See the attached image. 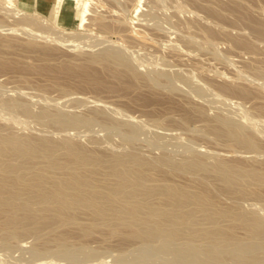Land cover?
I'll return each mask as SVG.
<instances>
[{
    "label": "bare ground",
    "instance_id": "6f19581e",
    "mask_svg": "<svg viewBox=\"0 0 264 264\" xmlns=\"http://www.w3.org/2000/svg\"><path fill=\"white\" fill-rule=\"evenodd\" d=\"M6 1H9V0H6ZM72 1L73 0H54L55 11H57L59 5L63 6L64 4H66V3L69 4ZM3 4L5 5V3H3ZM234 5L236 6V8L233 7L232 10H234V11L236 10L237 11L236 14L238 15V17L242 18L243 21L245 20L246 23H249V24H255V25L259 24V21H256L251 16H249L247 14L246 10L242 6H240L239 3L237 4V2H235ZM241 7L245 11H243L241 9ZM139 8H140V6H136V11ZM239 9H241L242 12ZM259 9H260V6L257 10H259ZM261 9H262V6H261ZM7 10H9V8ZM91 10H93V9H91ZM142 10L143 11L140 13H144V12L147 13L146 11H148V10L143 9V8H142ZM144 10H146V11H144ZM262 10H261V13L264 12V10L263 11ZM7 12H9V11H7ZM148 13H149V11H148ZM258 13H260V12H258ZM12 15H13V10H12ZM97 15L99 16L98 13H97ZM195 15H196V13H195ZM262 15L264 16V14H262ZM19 17H21V16H19ZM94 17L96 18L97 16H94ZM99 17H101V16H99ZM99 17H97L98 20H101L102 17H101V19H99ZM32 18H33L32 16L30 17L27 15L22 17V19H24L25 22H26V20L29 21ZM19 19L21 21V18H19ZM37 19H39V18H37ZM32 21H33V19H32ZM204 21H205V19H204ZM30 22H28L26 24H22V25H27ZM35 22H37V21H35ZM39 22H41V21H39ZM33 23H34V21H33ZM34 24L36 25V23H34ZM22 25H21V27H22ZM214 25L211 27L212 29H213ZM259 25H257V26H259ZM38 26L40 27V25H38ZM41 26L43 27L44 25L41 24ZM217 26H222V25H217ZM47 27H49V25ZM259 27H256V28L263 30V28H261V27L259 28ZM50 28H52L51 30H53V27L50 26L48 28V34L47 35H50V33H49ZM222 28H223V26L220 28V30ZM23 29L27 30L28 28L23 27ZM44 30H46V29L44 28ZM46 31H44V32H46ZM56 31L54 30L53 32H56ZM41 32H43V30H41ZM209 32H210V30L208 31L207 34H211V38H212V34H214V33L213 32L209 33ZM59 34L61 35L62 33L59 32L58 35H55V34L54 35L61 37V36H59ZM207 34H206V36H207ZM30 35L28 34V37ZM183 35H182V37H184V38L186 35L188 36V34H185V36H183ZM190 35H191V33H190ZM5 37L7 38V36H5ZM63 37H65V36L63 35ZM63 37H61L62 40H63ZM95 37L96 36H94L92 40H94ZM102 37L104 38L103 35H102ZM191 37H193V36L191 35L189 37V39ZM195 37L192 39H195ZM3 38L4 37H2L1 41H4ZM31 38H34V37L32 36ZM45 38H49V36L48 37L45 36ZM51 38H53V37H51ZM97 38H99V37H97ZM97 38H96V40H97ZM100 38H101V36H100ZM100 38L97 41L100 42L102 40V38H101V40H100ZM211 38H207V43H209L210 45L212 44V39H213V38L212 39ZM104 39H108V37H106ZM109 39H110V37H109ZM185 39H187V38H185ZM57 40H59V39L57 38ZM182 40L184 41L183 38H182ZM197 40H199V39H197ZM1 41H0V44L2 43ZM9 41H11V40H9ZM188 41H191V40H188ZM188 41H187V43H188ZM202 41H205V39ZM261 41L262 40H260V42ZM168 42L171 43L172 41L170 42V40H169ZM194 42H197V41H194ZM3 43L7 44L10 42L4 41ZM3 43H2V45H3ZM95 43H98V42H95ZM169 43H167V44H169ZM199 43H200V41H199ZM199 43L198 42L195 43L196 46ZM204 43L201 42V44H204ZM262 43H264V42L262 41ZM195 44L193 45L191 43V45H193V46H195ZM216 44L213 46L215 49H216V47H215ZM239 44L242 45V43H239ZM28 45H29V42H28ZM42 45H44V44L39 45L40 50L38 47H37L38 48L37 49L36 45L34 46L33 43H32V45H29V46H34L37 50H39L38 52H40ZM95 45H97V44H95ZM98 45L100 46V44H98ZM113 45H117V44H112L110 46H113ZM173 45H174V47H176L175 46L176 44H173ZM169 46H170V44H169ZM199 46L201 47L200 44H199ZM123 47H125V46H122L121 48H123ZM207 47L210 49L208 44H207ZM96 48L94 49V53H91V54L89 52H88L89 54L87 53L89 55V59H90L88 61L89 62L91 61V63H93L92 61H95V63L101 62L104 65H106L105 67L111 68V69L113 68V66L115 67V69H116V66L121 67L122 71H124L125 74H123L122 72H120V73L122 75H126L128 73L129 75L128 74L127 75L130 77V79H129L130 82H132V80L134 81L135 79L142 78L145 80V82H147L144 84L149 83L148 87L150 85H152V86L156 85V87L158 85H161L162 87L165 86V87L170 88V89L167 88V90L170 91L171 89L173 90V88H175V85L177 86V88H179V86H178L179 81H182V78L184 77V76L181 77L184 69H183V71L180 70L182 72H178L179 67L178 68L175 67V68L178 69L177 70L178 73H182L180 76L175 71H174L175 73L174 72L170 73L171 68L173 70V65L175 63L178 64L177 63L178 60H177V62H174L173 65H171L172 66L171 68L169 67L170 68L169 72L168 71H158L159 69H156L155 70L156 72L151 74V73H149L151 71V68L149 67L146 70V71H148L150 69L148 71V73L146 71L144 72V70H143L144 73H140V72H138L140 70L137 71L136 70L137 68H135V67L138 66V68H139L141 63L136 62L137 59L134 60L135 63H132V61L136 55L135 56L133 55L134 57H132V55H131V57H128L124 53L125 52L124 48L119 49L116 46L115 47L105 46V48L103 47V49H101V51L98 48L99 50H97V51L98 52L100 51V52L95 53ZM42 49L44 52L47 49V47L43 46ZM125 50H127L126 47H125ZM176 50L177 49L175 48L174 51H176ZM127 51H126V53H128ZM213 51H214V49H213ZM250 51H252V50H250ZM261 51H263V53H264V48ZM129 52H132V51L129 50ZM218 52H221V51H218ZM44 53L46 54L47 50ZM253 53H254V51L251 52V54H252V56H250L251 58L254 57ZM256 53H258V52H256ZM256 53H254V54H256ZM263 53H262V55H264ZM147 54H146V56H147ZM248 54H250V53H248ZM216 55H215V57H216ZM260 55H261V53H260ZM141 56H142V54H141ZM223 56H226V55H223ZM217 57H220V56L217 55ZM221 57H222V54H221ZM263 57L258 56L257 59L261 60V58H262V61L264 62ZM227 58H228V56H227ZM131 59H132V61H131ZM162 59H166V58L163 57ZM167 59L164 61H168ZM226 59H225V61H226ZM173 60H175V58H173ZM260 60H259V62H261ZM169 61H170V59H169ZM169 61H168V63H169ZM256 61H258V60L253 59V62H256ZM63 62H61V64L56 66V67H58V69H56V67H54L56 74H57V72H59V73L60 72H62V73L68 72V74H69L74 68H76V70H78V68L76 66L74 68H72L73 66L71 67L70 65H68V63H66L67 61L65 62V60H63ZM137 63L140 65H137ZM165 63L167 64V62H165ZM165 63H163V65ZM133 64H135L136 66ZM258 64L261 66H259ZM262 64L264 65V63H261V64L257 63L256 66L257 65L258 66L255 67V71L257 72V75H259L260 77L261 76L264 77V66L262 67ZM73 65H76V64L74 63ZM80 65H82V67H83V64H80ZM154 65H157V64H154ZM159 65H157V66H159ZM163 65H161V66H163ZM179 65H181V64H179ZM251 65L252 64H250L249 66H251ZM254 65L255 64H253V66ZM31 66H33V65H30V67ZM37 66H40V65H36V68H39V69L43 68L45 70L46 69L49 70L44 65L42 67L41 66L37 67ZM78 66H79V64H78ZM157 66L152 67V68L153 69L158 68ZM166 66L164 67V69H162L161 67H159V68L162 70H165ZM201 66L202 65H200V67ZM82 67L79 66V68H81L82 71L80 69L79 70L81 71L82 75L85 77L83 79H87L88 81L90 80V81H93L95 83H101L103 81L102 78L99 79L98 77H96V75H95L96 72L94 73V71H91L92 69L91 70H89V68L85 69V67H84V69H82ZM197 67H199V66H197ZM197 67H195V68H197ZM31 68H35V66L31 67ZM51 69H53V68L51 67ZM194 69H192V67H191V70L195 71L196 69L195 70ZM200 69H198V70H200ZM76 70L74 69L73 72L75 73ZM119 70L121 71V69H119ZM185 72H186V70H185ZM52 73L54 74V72H52ZM77 73H75V74L77 75ZM115 73H117V71ZM198 73L194 72V74H196V75ZM192 74H193V72H192ZM192 74L189 77H193L194 74L193 75ZM238 74H240V73H238ZM80 75H79V78L82 77ZM187 75H188V73H187ZM251 75H253V74H251ZM118 76L119 75H117V77ZM177 76L181 77V80H178L176 82L177 84L174 85L175 82H173V81H174V79H178V78H176ZM187 77L188 76H186V74H185V77H184L185 80L184 81L188 80V79H186ZM198 77H200V76H198ZM238 77H239V75H238ZM131 78H132V80H131ZM200 78H197V79H200ZM202 78L200 80H204V78L203 79ZM236 78H237V76H236ZM240 78H242V77H239V79L238 78L237 79L242 80ZM250 78H253V76ZM142 79H140V81ZM191 79L189 78V80H191ZM260 79L262 80V78H260ZM144 80H143V82H144ZM194 80H195V78H194ZM245 80H246V78H245ZM138 81H136V82H138ZM187 82H189V81H187ZM191 82H190V84H191ZM201 82L202 81H200V83ZM203 82L205 83V80ZM1 83H2V81H1ZM192 83L194 84V82H192ZM197 83H199V82L196 81L195 84L197 85ZM207 83H208V81H207ZM193 84H191V85H193ZM61 85H62V83H61ZM180 85H181L180 87H182L184 85V83L183 84L181 83ZM196 85H195V90H197V92H199V93H202V91H203L202 86H199V85L196 86ZM219 85H218V87H219ZM254 85H257V88H258V85L262 86V85H264V82H262V84H258V82L255 81ZM57 86L59 87V85H57ZM65 86L67 87V84ZM152 86L150 88L154 87V86L153 87ZM161 86H158V87H160L158 89H164L165 90V88H161ZM203 86L206 87V85H203ZM224 86L227 87L226 84ZM237 86H241V85H237ZM60 87H63V86H60ZM185 87H183V88L185 89ZM188 87H189V84H188ZM188 87H186V89ZM2 88H3V86H2ZM191 88L193 89V87H191ZM62 89H61V91H63ZM155 89H157V88H155ZM184 89H181V91H184ZM207 89L208 88H206V90ZM234 89L235 88L233 87V90L229 89V91L232 90V92H233V91H235ZM69 90L72 92L71 88ZM176 90H178V89H176ZM193 90L190 93H193ZM217 90L220 91L222 89H217ZM65 91H68V89ZM188 91H189V88H188ZM210 91L212 92L211 87H210ZM247 91H248L247 88L240 89V92H242V93H248ZM262 91L263 90H261V92ZM37 92H40V91H37ZM69 92H67V93H69ZM18 93H19V95L24 93L25 98L27 99V94H25L24 91H22V93H20V91L17 92V94H16L17 97H18ZM62 93H63V96L64 95L66 96V94H67L66 92H62ZM64 93H66V94H64ZM186 93H187V91H186ZM194 93H196V92L194 91ZM208 93H210V92H208ZM215 93H216V95L214 93H212L215 96L211 95V97L212 96L214 97L213 100H212L213 97L211 99L209 97L208 99L215 102L214 100L218 99L217 93H219V92L215 91ZM69 94L71 95V93H69ZM38 95H40V94H38ZM44 95H45V93H44ZM70 95L67 94V96H69L70 99H72L71 97L73 95L72 96H70ZM190 95H192V94H190ZM220 95H222V94H220ZM46 96H47V94L44 97L45 99H47ZM65 96H64V100L66 101V99H68L69 97L65 98ZM215 97H216V99H215ZM13 98H15V96L12 97L11 99L9 98L8 100H6L5 98H2V99H4L3 104L5 106V109H3V110H6V108H8L7 111H9V108L14 109V111L12 110L13 116L18 110H20L19 112L23 111L25 113V115H28V117L29 116L33 117V119L35 118L36 122L37 123L40 122V124L46 125V123H52L54 125H57L56 127H58V128L68 126L67 127L68 129L70 128L69 126H73V127L76 125H83L84 126L87 124L89 125V123H91L89 126H92L93 123L101 116L100 119H98L102 123V124H100L101 127L103 125L104 127H106L109 130V132L113 131V133H112L113 135H114V131H115V133L119 132V135H121L119 137H122L121 139L124 142V144L132 145L135 142L137 136H139L141 133L140 132L139 135H137L138 131H139V126L132 122L133 121L132 118H131L132 121L125 120V119L121 120L123 118H120V119L115 118L116 114H115V116L113 115L114 118H112L113 116L112 117H110L111 115L108 116L105 110L103 111L101 109H96V107H98V104H99L98 102H96V104L97 103L98 104L97 105L95 104L96 106L94 107V109L92 111L90 110L91 108L89 109L88 113L91 111L89 114L86 113V115H85V113H82L83 114L82 115L81 113L77 114L78 112H76V113L72 112V113H74V114H72V113H68L69 111H62V109L64 107H66V106H64V104H65L64 100H63L64 103L61 104L62 107L63 106L64 107L61 110L55 109V111H54V109L51 108L52 105L49 107L53 111L50 108H49L50 110L48 108L46 109L45 106L47 104L44 105V103L42 101V102H40V105H44V107L42 106L43 109H41L42 107H40L39 111L37 109V111L34 112V110L32 111V109L30 107L31 104L28 105V103H27V101L30 102V100H24L23 101L22 99L24 97L21 98V100L17 99V98L16 99H13ZM73 98H75V96ZM76 98L79 99L78 96ZM81 98H80V100L82 101ZM198 98H200V97H198ZM202 98H204V94H203ZM205 98H207V97H205ZM40 99H41V97H40ZM84 99H83V101H84ZM73 100L75 101L76 99H73ZM94 100H97V98ZM223 100H220V101H223ZM1 101H0V103H1L0 107H1V105L3 106ZM85 101H87V100H85ZM98 101H99V99H98ZM58 102H59V104L61 103V101H58ZM70 102H73V101H70ZM77 102H78V100H77ZM100 102H104V101H100ZM41 103H43V104H41ZM104 103L106 104V102H104ZM209 103H211V102H209ZM218 103H221V102H218ZM93 104H94V102H93ZM215 104H217V103H215ZM215 104H214V106H215ZM108 105L109 104H107V106ZM55 106H56V108H60L59 106L57 107L56 104H55ZM75 106H77V105L75 104ZM198 106H200V105H198ZM198 106H195V108H197ZM216 106H218V105H216ZM104 107L106 108V105ZM121 107H123V106H121ZM201 107L204 108V106H201ZM201 107L197 108V111L200 113H202V111L205 110V109L202 110ZM114 108L116 109L115 106H114ZM114 108H113V110H115ZM118 108H119V110L124 109V108H120V107H118ZM218 108H219V106H218ZM16 109H17V111L15 112ZM68 109H67V107L65 108V110H68ZM106 109L110 110V107H107ZM119 110H117V111L119 112ZM219 110L214 115L216 117L215 119L217 120V121L215 120L216 121L215 123H217V124L214 123L215 126H213L214 124L213 125L212 124L211 125L204 124L205 127H204V125L199 126L201 128L204 127L203 128L204 131H202V130H200V131H202V132L207 131V132H205L206 135L209 134L208 132H210V133L213 132V135H216V136L218 135L219 137H221V136L225 137L226 140H228V142H226V140H225V142L227 144L230 143L233 146L236 145V148H237V145L240 146L242 149L243 148L255 149L257 147L260 149L262 148L261 146L264 145V142L259 147L258 142H260V141H257V140L260 138H258L256 140L254 135L248 130L247 125H245L243 123L244 121L243 122L240 121L242 118L241 119L239 118V120L233 119L236 115L235 114L236 112L230 113L231 115L234 114V117H232V116L226 115L227 113H224L225 111L223 112L225 115L223 113H222L223 115H219L220 114ZM73 111H75V110L73 109ZM122 111L123 110H120V112H122ZM222 111L223 110H221L220 112H222ZM13 112H15V113H13ZM111 112H113V111H111ZM118 112H117V114H119ZM10 113L8 112V114H10ZM113 113H111V114H113ZM123 113H127V112L123 111ZM217 113H218V115H217ZM244 113H246V112H244ZM121 114L122 113L117 115V117L118 116L121 117ZM12 115H9V118H11L10 116H12ZM124 115L125 114H123V116ZM127 115H128V113L126 114V116ZM148 115L152 116V114H148ZM148 115H146V117H149ZM162 115H163V118H164V115H165V118H167L166 114L162 113ZM169 115H167L168 119H171L173 116H171V118H169L170 117ZM201 115H204V114H201ZM154 116L155 115H153V117ZM214 116H213V118H214ZM13 118H11V119H13ZM124 118H126V117H124ZM127 118L130 119V116H128ZM149 118H151V117H149ZM154 118H158V117L155 116ZM159 118H160V120H158V121L161 124L163 123V121H167L163 118H162L163 119L162 120L161 116ZM188 118H187V116H184L183 120H182V117H181V119L179 118V120H180V122H183V124H185V126H187L186 129L189 128L190 126L195 127L196 125H193V123L191 121L190 122L192 123V125H190V123H189L190 119H188ZM257 118H260V117H257ZM147 119H146V121H147ZM174 119H175V117H174ZM235 119H237V118L235 117ZM261 119L263 120V118H261ZM136 120L138 121V119H136ZM140 120H142V119H140ZM150 120H152V118ZM150 120H148V121L150 122ZM179 120H177V122H179ZM92 121H94V122H92ZM146 121L144 120L143 122L145 124H148V123H146ZM258 121H260V120H258ZM99 122H98V124H99ZM138 122H137V124H138ZM159 122H157V127H158V125H160V127L159 128L153 127V128L156 129V131H157V129H160V128H163L164 130L166 129L165 131H167L168 130L167 128H169V127L164 128L165 126L161 125ZM139 123L141 125V121ZM152 123L155 124L154 121L151 122L150 125L144 124L146 126L145 129H147L148 126L151 127ZM164 123H165V125H167L166 122H164ZM261 123H264V122H261ZM218 124H219V126L216 127ZM261 125H263V124H261ZM11 126H12V124L8 127H11ZM40 127H41V125H40ZM44 127H46V126H43V129H45ZM104 127H102V128H104ZM142 127H143V125H142ZM181 127H183V125L180 126V128ZM196 127L198 128V126H196ZM257 127H260V125ZM67 128H65L66 129L65 131H67ZM12 129L7 128V126L5 127V124L0 125V245H1L0 247L1 248H2V246H3V248L9 247L11 244H13L12 239L13 240L15 239V241H16V237H19L17 239L20 240L21 239L20 237H22L23 234L25 235V233L26 234L29 233V234L33 235L32 241L33 240H35V241H33L34 243L32 244V246H31V244L29 245L30 246V247H28L29 249L28 248L27 249L24 248V249L27 250L26 252H30L29 253L30 255L29 254L28 255H29V257L32 255L31 259H32V257H33V259L36 258V256H38V255L43 256V255L48 254V255H53L54 258H55V256H58V257H62L61 259L65 258L64 260L67 259V261L70 260L71 262L77 261V260H79V261L83 260V262L86 261L84 263L87 264L88 263L87 261L90 258L93 261V259L96 258V257L94 258V256H96L97 254H98V256H100L99 253L100 254L102 253V255L103 254L105 255L107 253L105 251H104L105 253H103V251L99 250L97 246H96L97 248L95 246L92 247L91 243L88 241V239H86L87 242L84 240L85 237L88 238L87 235L92 234V233L94 234V231L95 230L97 231V229H102V231H103V229H105L103 231V234H101V235L99 234L101 237L103 235V239H104V236L106 235L105 233H107V232H108V236L110 235V233H111V235L114 233L115 235H113V236H116V237H117L116 233L121 236V239H120V237L118 239V240H121V242L120 243L117 242L121 245V247L119 245H118V247H116V248L120 247L119 248L120 251H118L119 249L118 250L116 249V251H118V253L116 252L117 254L116 253L115 254L118 256H116V255L115 256L119 258V254H120L122 257L128 258L131 261H132V259H136L137 261L141 262V263L139 262L138 264H264V212L260 213L262 211L261 210L262 208H260V209L257 208L258 210L256 209V211H255V210L249 209V208H251V206H248L249 208L247 207V209H245L244 206H243L244 208L241 207L242 206V205H240L241 203L240 204L238 203L239 206L236 205L235 201H234L235 205H233V202L230 205H228L224 202H222V204H221V202H218L219 200L217 201V198H216V195L219 194L220 192L218 193L216 189L212 188L213 185H215L214 187H217L219 185L218 189H220V191L222 190L221 192H223L224 196H225V193H227L229 195L232 193L231 194L232 197H235V195L233 196V193H235V194L237 193V194H239V196L241 198L240 194H242V195L244 194L243 196H245V194L248 195V193H251L253 196L256 197V200L257 199H260V200L263 199L264 200V165H263L264 162L256 161L260 157L263 158V161H264L263 156L259 155V157H257V159H256L254 157V155L252 154L255 159H253V157H250V158H252L253 161L255 160V162H248L251 160L248 159V161H247V160H244L245 158L242 159L240 157L232 159L233 156L236 154V153L234 155L232 154L236 150V148L234 147L233 149H235V150L232 149L233 152L230 153V156L232 154L231 159L226 158L227 156L225 158H223V156H224L223 154H224L225 150L222 152L223 156L221 155V152H218L215 150L216 152H214V153H216V154H214V153H212L213 150H211V153L214 154V156L219 153L222 157L217 156L218 158H214V159L210 160L209 158L212 155L208 156V152H206L207 155H205L203 152V151H205V149H203V151H201V152H199V151L202 149H200L198 151L197 150L193 151L194 147L192 149V147L189 145L191 147L190 153L188 152L187 155L186 156L184 155L185 157L182 156V158L180 155V159L178 157L179 160L172 156L175 153L172 155L168 154V153H163V154H160L159 156H156V154H155L156 157L153 156L151 158L148 156L146 157V155H144V153L138 154V153H135L134 150H128L129 149L128 147H131L129 145L128 146L124 145L126 150H123L121 152H116V151L110 152V150L108 152L107 151L106 152L100 151L98 149L99 143L98 144L96 142L92 143V141H93L92 139H90V142L92 144H94V145L96 144L98 146H97V148L95 146L96 149H93V148L90 149L92 146L91 144L89 146V144L87 143L88 146L90 147L89 148V147H87V145L85 143L82 142L86 146L83 145L82 143L77 142L78 140H75L74 136L72 137L70 135L74 139H72L70 136H68L70 134L69 132L66 133V134H68L67 136L58 135L57 137L60 136V138L56 137V139H55L54 135H53L54 138H51V137H47V136H50V134L47 135L46 133L43 134V135L46 134L47 135L46 137L42 136L41 135L42 133H40V135H39V134H33L31 132L30 133L33 135H25V134L22 135V133L20 134V133L16 132L17 130L14 131L13 126H12ZM16 129H20V128H16ZM184 129H185V127H184ZM186 129H185V131L188 130V129L187 130ZM192 129L195 130V128H193V127L191 128V130ZM259 129H261V128H259ZM148 130H150V128L147 129V133L144 132L145 134L149 133L148 135H146L148 137H145V138L149 140L150 139L149 137H152V136L153 137H152V139H150L152 144L149 141L150 142L149 144H151V145H147V146H150V147L153 146V148L158 149L159 145L165 144V143H163L164 139L162 137L163 136L166 137V136L165 135L161 136V134L165 133L164 130H162L164 132H162V131L159 132V130H158L159 133H161V132L162 133L161 134L152 133V136H149V135H151L152 128H151L150 132ZM170 130H168V131H170ZM143 131H144V129H143ZM156 131L154 130V132H156ZM19 132H21V131H19ZM36 132L37 131H35V133ZM39 132H40V130H39ZM109 132H107L108 133L107 136L108 135L111 136L110 135L111 133H109ZM198 132L199 131L192 132V133H194V135H192V133H191L189 135L190 137L188 136L190 131L188 134L185 132L184 133L187 134V136L189 138H191V135H192V138H194V136L196 138L195 133L198 134ZM202 132H201V134L204 135V133H202ZM30 133H28V134H30ZM261 133L264 134V132H262V131H261ZM59 134H61V133H59ZM169 134H172V130L169 132ZM174 134L176 135V132ZM174 134H172V135L174 136ZM201 134H200V136H202ZM262 134L261 135L259 134L258 137L262 136ZM141 135H142V133H141ZM211 135H212V133H211ZM96 136L95 137L92 136V137H94L93 138L94 140L96 139ZM180 136H182V135H180ZM209 136L207 135V137H209ZM168 137L170 140L171 139L170 137H172V136L168 135ZM219 137H217V138H219ZM178 138H180V137L178 136ZM185 138H186V136H185ZM185 138H182V140L184 139L187 141V139H185ZM192 138H191V140H192ZM97 139H100L99 140L100 142L102 141L101 138H97ZM165 139L168 140V138H165ZM175 139H177V138H175ZM221 139H223V138H221ZM261 139H263L262 141H264V137L263 138L261 137ZM171 140H174V139H171ZM179 140H180L179 142L181 143V141H182L181 138ZM196 141H194V142L192 141L191 143H189L190 141H187V142L191 145L192 144L195 145ZM137 142H138V140H137ZM170 143L172 145L173 142H170ZM226 143H224V144L226 145ZM145 144H146V142H145ZM153 144H157L158 146L154 147ZM177 144H179V143H176V146H177ZM182 144H181V146H182ZM102 145H104V143H102ZM102 145L99 148H102ZM197 145H198V143H197ZM163 146H161V148H163ZM226 146H228V149H229L230 145H226ZM226 146H225V148H226ZM105 147H104V149L102 148V150H107V149L111 148V145H110V147H108L106 149H105ZM121 147H123V145ZM165 147H168V146H165ZM169 147L167 149L168 151L169 150L171 151V149L173 150V148H175V147H173V148L170 147L171 149H169ZM230 147L232 148V146H230ZM240 147H238V148H240ZM125 148H123V149H125ZM131 148H133V147H131ZM197 148H200V147H197ZM197 148L195 146V149H197ZM120 149H122V148H120ZM175 149H177V148H175ZM180 149H182V147ZM263 149H264V146L261 149L262 152L264 151ZM118 150L119 149H117V151ZM158 150L160 151L162 149L159 148ZM238 150H236L235 152H238ZM163 151H164V149H163ZM179 151L183 152V154L185 152L184 149H183V151H181V150H179ZM191 151H193V152H191ZM227 151L225 153H229ZM229 151H231V149H229ZM261 151L259 150V152H261ZM137 152H138V150H137ZM173 152H174V150L172 151V153ZM209 152H210V150H209ZM159 153H162V152H159ZM211 153H209V154H211ZM237 154L239 155V153H237ZM243 154H245V153H243ZM243 154L241 153L240 156H242ZM151 155H153V154H151ZM227 155H229V154H227ZM230 156H228V157L230 158ZM244 157H246V156H244ZM238 159H240V160H238ZM179 173H182V175L186 174V175H188V177L191 176L189 179L190 183L189 184H187V183L183 184V182L179 183L178 181H176L177 178L175 180V178H173V176L174 177L177 176L174 174L180 175ZM186 175H183V176H186ZM185 178L186 177H184V181H186ZM210 180L212 182H215V183H213L212 186L210 185V183H211ZM216 182L218 183V185ZM251 185H255L254 188H252ZM251 188H252V190H251ZM215 190H216L217 194H216ZM219 198H220V194H219ZM223 198H226V197H223ZM236 198H237V195H236ZM223 203L226 205H224ZM252 204H255V203H252ZM252 204L250 203V205H252ZM259 210H260V212H259ZM80 213L86 214L87 216L85 215V218H84V216L81 214L82 217L84 218L83 219L81 217V215L79 216ZM87 217L89 218L88 221L86 220ZM80 218L83 220H86V222H84V221L82 222ZM236 228H238V229L241 228L240 230L243 231L242 234H240V233L238 234L237 233L238 229L236 231ZM105 231H107V232H105ZM98 233H100V231ZM19 240H17L16 242H19ZM14 244H15V242H14ZM18 246H21L20 243ZM104 246H107V244ZM106 249L110 250V248H108V247ZM107 252H109V251L107 250ZM111 255H112V252H111ZM53 256H51V257L53 258ZM44 257H46V256H44ZM48 257H50V256H48ZM100 259H102L101 256L98 259L99 262H100ZM127 260H126V262H127ZM129 260H128V262H130ZM70 261H68V262H70ZM92 261H90V262L92 263ZM103 263L104 262H102L100 264H103ZM79 264H81V263H79ZM94 264H97V263L95 262Z\"/></svg>",
    "mask_w": 264,
    "mask_h": 264
},
{
    "label": "rangeland",
    "instance_id": "374dc122",
    "mask_svg": "<svg viewBox=\"0 0 264 264\" xmlns=\"http://www.w3.org/2000/svg\"><path fill=\"white\" fill-rule=\"evenodd\" d=\"M235 2H237V4L239 3L240 6H242L246 10V12L249 16H251L256 21H259L260 25L259 24L255 25V24L246 23L245 20L243 21L242 18L238 17V15L236 14L237 11L232 10L233 7L236 8V6L234 5ZM3 3H5V5ZM136 6H140V8L138 9L139 11L138 10L136 11ZM259 6H260V9H259L260 11L257 10L259 8ZM261 6L263 9L264 8V0H73L69 4L66 3L63 6L59 5L57 11H55L54 0H27V1L26 0H11V1L10 0L9 1L0 0V18H1L0 19L1 20L0 21V33H1L0 34V36H1L0 41H1L2 37H4L3 38L4 41L10 42V43L4 44L3 43L4 41H1L3 43V45H2V43L0 44V89H1L0 90V99L2 100V101L1 100L0 101L2 102V104L4 103L3 102L4 99H2V98H5L6 100H8L9 98L11 99L12 97L15 96V98H13V99L17 98V99L21 100V98L24 97L22 100L23 101L24 100H30V102L27 101V103H28V105L31 104L30 107H31L32 111L34 110V112L37 111V109L39 111L40 107H42V106L44 107V105L47 104L45 106L46 109L47 108L49 109L50 108L49 106L52 105L51 108H53L55 111V109L61 110L64 106H66L67 109L68 108L69 109L65 110L66 107H64L63 108L64 110L62 109V111H69L68 113L78 112L77 114L85 113V115H86V113H88L90 108H91L90 110L92 111L94 109V107L99 103L98 107L99 106L100 107L99 108L96 107V109H101L103 111L105 110L108 116L111 115L110 117H112L113 115L115 116V114H116L115 118H118V119L123 118L121 120L125 119V120H130V121L133 120L132 122L139 126V131H138L137 135H139V133L141 132L144 137L140 133V135H139L140 137L137 136V138L139 137L140 139L136 138L135 142L132 145L124 144V142L121 139L122 137H119V136H121V135H119V132L115 133V131H114V135H113L112 134L113 131L109 132V130L106 127H104L103 125H102V127H104V128L101 127L100 124H102V123L100 120H98V119H100L101 116L96 121L94 120L95 122L92 121V122H94L92 126H89L91 124V123H89V125L87 124L84 126L83 125H76L74 127L69 126L70 127L69 129L67 128L68 126L58 128V127H56L57 125H54L52 123H46V125L40 124V122L37 123L35 118L33 119V117H30V116L28 117V115H25V113L23 111L19 112L20 110L17 111V109L15 110V112L17 111L18 113L13 112L16 114V115L14 114V116H13L12 110L14 111V109L9 108V111H7L8 108H6V110H3V109H5L4 104H3V106L1 105L2 108L0 107V125L5 124V127L7 126V128H11V129L13 126L14 131L17 130L16 132H18L20 134L22 133V135H24V134L25 135H33V134H39L40 135V133H42L41 134L42 136L46 137L47 135L50 134V136H47V137H51V138L55 137V139L58 135L67 136L68 134H66V133L69 132L70 134L68 136H70V135L72 137L74 136L75 140H78L77 142H79V143L83 142L87 145V147H89L91 144L92 146H91V148L89 147L90 149H92V148L96 149L97 146L99 145L98 149L100 151H105V152L106 151L108 152L109 150H110V152H112V151L121 152L123 150H126L124 145H126V146L129 145L133 148L128 147L129 148L128 150H134V152L138 153V154L144 153V155H146V157L148 156V157L152 158L153 156L156 157V156H159L160 154H163V153H168L171 155L175 153L172 156L177 158V159L179 157V159H180V155H181V158H182V156L185 157L188 152L190 153L191 147H192V149L194 147L193 151H195V150L198 151V150L202 149L199 151V152H201V151H203V149H205V151H203L205 155H207L206 152H208V156L212 155L210 158L208 157L210 160H212L214 158H218L217 156L222 157L223 155H224L223 158H225L227 156L226 158L231 159L232 154L234 155L235 153L236 154L239 153V155L235 154L234 155L235 157L233 156L232 159L240 157L242 159L245 158L244 160H247V161H248V159L251 160L248 162H255V160L253 161V159H255V158L257 159V157H259V155L264 157V151L263 152L261 151V149L264 146V145H262V143L264 141H262L263 139H261V137L262 138L264 137V134L261 133V131L264 132V130H263L264 129V123H261V122H264V85H262L263 87L258 85V88H257V85H254L255 81L258 82V84H262V82H264V77H262V76L260 77L259 75H257V72L255 71V67H257L259 65L258 64L256 66L257 63H260V64L264 63L262 61V58H261V60L257 59L258 56H260V57L264 56V55H262L263 51H261L264 48V46H263L264 43H262V41L264 42V16L262 15V14H264V12L261 13V10H262ZM242 7H241V9L243 10ZM8 8H9V10H7ZM142 8L148 10L149 13L146 10H144V11H146L147 13H145V12L140 13L143 11ZM91 9H93L94 11ZM241 9H239V10L241 11ZM12 10H13V15H12ZM245 10H243V11H245ZM7 11H9V12H7ZM258 12H260L261 14ZM97 13L99 14V16L102 17V19H101V17H99L97 15ZM195 13H196V15L198 14L197 15L198 17L195 15ZM22 14L23 15L25 14L24 16H26V15L30 16V17L32 16L33 17L32 19H33L34 23H36V25L33 23L32 19L29 21L26 20V22H25V20L22 19V17H24ZM19 16H21V17H19ZM94 16L99 17V19H101V20H98V18L97 17L95 18ZM19 18H21V21ZM37 18H39V19H37ZM204 19H205V21H204ZM38 20L41 22H39ZM35 21H37V22H35ZM28 22H30V23L27 25H22V24H26ZM40 23L44 26L42 27ZM216 24L223 26V28L221 29L222 31L220 30V28L222 26H217ZM21 25H22V27H21ZM38 25H40V27ZM48 25H49V27L50 26L53 27V30H51L52 28L49 29V33L51 36L47 35L48 34V28H49V27H47ZM213 25H214V27L212 29L211 27ZM257 25H259L261 28H263V30L261 29L262 30L261 31L260 29L256 28V27H259ZM23 27H26L28 29L27 30L23 29ZM39 28L41 30H43V32H41V30ZM44 28L47 31L44 30ZM54 30L55 31L57 30V31L53 32ZM209 30L211 33L212 32L214 33V34H212L213 39L211 38V34H207ZM44 31H46V32H44ZM57 32L62 33L61 35L59 34V36L63 37V35H64L66 38L63 37V40H62L61 37L55 36V35H58ZM190 33L193 37H191L189 39V37L191 36ZM28 34L29 35L31 34V35L28 37ZM185 34H188L189 37L187 35L185 36ZM206 34L208 37L206 36ZM102 35L104 36V38L108 37V39H109V37H110V39L109 40L104 39L102 37ZM182 35L185 36V38H187V39L182 37ZM5 36H7V38ZM32 36L34 38H31ZM45 36L46 37L49 36V38H45ZM94 36H96V37L94 38V40H92ZM100 36H101L103 41L101 40ZM51 37H53L54 39ZM97 37L100 38V40H101L100 42L97 41L99 39ZM194 37H195V39H192ZM57 38L59 40H57ZM96 38H97V40H96ZM182 38L184 39V41L186 43L182 40ZM207 38L212 39L211 45L209 43H207ZM8 39L11 41H9ZM197 39H199V40H197ZM204 39H205V41H202ZM169 40H170V42L171 41L172 42L169 43L168 42ZM188 40H191V41H188ZM260 40H262V41L260 42ZM187 41H188V43H187ZM194 41H197L198 43L200 41L199 44L201 45V47L199 46V44H197V46H196L195 43H197V42H194ZM28 42H29V45H32V43L34 46L36 45V48L37 47L39 48L40 47L39 45H41V44H44V45L41 46V51L38 52L40 50V48H39V50H37L38 48L36 49L34 46H29ZM95 42H98V43H95ZM201 42H203V43L205 42L206 44L205 43L201 44ZM167 43H169L170 46ZM191 43L193 45L195 44V46L191 45ZM239 43H242V45ZM95 44H97V45H95ZM98 44H100L101 47ZM112 44H117L118 46L117 45L110 46ZM173 44H176L175 45L176 47H174ZM207 44L210 47V49L207 47ZM215 44H216L215 47L217 50L213 47ZM43 46L47 47V49H46L47 53L46 54L44 53L46 50L43 52V49H42ZM105 46H109V47H115L116 46L118 48L120 46L121 47L125 46L128 51L125 50V47H123L125 52L123 50L122 51L128 57H131V55H132V57H134L136 55L134 57L133 61L131 59L132 63H135V61H134L135 59H137L136 62L141 63V65L137 63V65H140L139 68H138V66L133 64L136 66V67L135 66L134 67L137 68L136 69L137 71L140 70V71H138L140 73H144L147 70V68H149V67L151 68V71H152V72L151 71L149 72L151 74L155 73L156 69H159L158 71H168L169 72L170 68L172 67L171 65H173L174 62H177V60H178V62H177L178 64L175 63L174 64L175 66L173 65V70L171 68L172 72L170 71V73H173L174 71L177 72L178 69H179L178 72H182L184 69V71L182 72L183 74L177 72L179 76L182 74L181 77L182 76L185 77V74H186V76L189 77L192 74V72H193V74H194V72L195 73L199 72L198 73L199 75L194 74L193 77H189L190 79L192 78L191 80H189V78L187 77L186 79H188V80H186V81H184L185 79L183 77L182 78L183 82L179 81V85H178L179 88H177V86L175 84H177L176 82L178 80H181V77L177 76L176 78H178V79H174V81H173V82H175L174 83L175 88H173V90L171 89L172 91L171 90L168 91L167 90L168 87H165V86L162 87L161 85H158V86H161V88H165V90L164 89H158L160 87H158V86L156 87V85L155 86L153 85L154 87L152 85H150L148 87L149 83L144 84L147 82H145V80L142 78L135 79L134 81L131 78L132 82H130V80H129L130 77L128 76L129 75L128 73H127L128 75L127 74L122 75L120 73V72H122L123 74H125L124 71H122L121 67L116 66V69H115V67L113 66L114 69L113 68L111 69V68L105 67L106 65H104L101 62L95 63V61H92L93 63H91V61L90 62L88 61V60H90L89 55H88L89 53L90 54L94 53V49L96 47L97 48L95 50V53L96 52L99 53L101 51V49H103V47L105 48ZM171 46L174 49L176 48L177 50L174 51V49ZM98 48L100 49L99 52L97 51V50H99ZM123 48H121V49H123ZM213 49H214V51H213ZM129 50L132 52H129ZM250 50H252V51H250ZM126 51L128 53H126ZM218 51H221V52H218ZM253 51H254V53L258 52L259 54L253 53L254 57L251 58L250 57V56H252L251 52H253ZM248 53H250V54H248ZM260 53H261V55H260ZM141 54H142V56H141ZM146 54H147V56H146ZM214 54L215 55L217 54L220 57H217V55L215 57ZM221 54H222V57H221ZM223 55H226V56H223ZM227 56H228V58H227ZM163 57L166 59L168 58L167 59L168 61L170 59L171 62L169 61V63H168V61H164L166 59H162ZM173 58H175V60H173ZM224 58L226 59L227 62L225 61ZM253 59L258 60V61L253 62ZM263 59H264V57H263ZM63 60H65V62L67 61L66 63H68V65H70L71 67L73 66L72 68H74L76 66L78 68V70H76V68H74L76 70L75 73L78 72L77 75L80 73L81 75L80 74L79 75L82 77L79 78V75L77 76L73 72L74 69L71 71L72 73L70 72L71 74L70 73L68 74V72H65V73L64 72L63 73L57 72V74H56L54 67L61 64V62H63ZM259 60L261 62H259ZM165 62H167V64ZM72 63L73 64L75 63L76 65H73ZM163 63H165L164 64L165 66L167 65L165 70H162L165 67L163 65ZM78 64L80 67H82V65H80V64H83L82 69H84V67H85V69H88V68H89V70L92 69L91 71H94V73L96 72L95 73L96 77H98L99 79L102 78L103 81L101 83H95L93 81H90V80L88 81L87 79H83L85 77L82 75V73H81L82 70H81V68H79ZM154 64H157V65L160 64V65L157 66ZM179 64H181V65H179ZM250 64H252V65L249 66ZM253 64H255V65L253 66ZM30 65H33L31 67L35 66V68H31ZM36 65H40L41 67L44 65L49 70H47V69L45 70L43 68H41V69L36 68ZM161 65H163V66H161ZM200 65H202L201 66L202 68L200 67ZM40 66H37V67H40ZM50 66L53 69H51ZM156 66L158 68H155V69L152 68V67H156ZM197 66H199V67H197ZM259 66H261V65H259ZM263 66L264 65L262 64V67ZM159 67H161L162 69H160ZM175 67H177V68L179 67V68L177 69ZM191 67H192V69L197 67L198 69L201 68L202 70L201 69L198 70L197 68H195L196 70L194 69L195 71H193V70H191ZM56 69H58V67H56ZM119 69H121V71ZM143 70H144V72H143ZM180 70H182V71H180ZM185 70H186V72H185ZM51 71L54 72V74ZM116 71L118 74L115 73ZM148 71H146V72L148 73ZM187 73H188V75H187ZM238 73H240V74H238ZM251 74H253V75H251ZM117 75H119V76L117 77ZM238 75H239V77H242V78H240L242 80H238L239 79ZM198 76H200L201 78L203 77L205 80V83L203 82L204 80H200L201 78ZM236 76L238 79L236 78ZM252 76H253V78H250ZM258 76L260 78H262L263 81ZM194 78H195V80H194ZM197 78H200V79H197ZM245 78H246V80H245ZM140 79H142V80L140 81ZM143 80H144V82H143ZM1 81L3 84L1 83ZM136 81H138V82H136ZM187 81H189V82H187ZM191 81L194 82V84ZM196 81L199 82V83H197V85L195 84ZM200 81H202L201 82L202 84L200 83ZM207 81H208V83H207ZM180 82L182 84L184 83V85L182 87H180L181 86ZM190 82L193 85H191ZM61 83H62V85H61ZM64 84L65 85L67 84V87ZM188 84H189V87H188ZM217 84L218 85L220 84L219 87ZM225 84L227 87L224 86ZM57 85H59V87ZM195 85L196 86H198V85L202 86V89H203L202 93H199V92H197V90H195ZM203 85H206V87ZM237 85H241V86H237ZM2 86H3V88H2ZM60 86H63V87H60ZM151 86L153 88H150ZM185 86L189 88V91H188V88L186 89ZM232 86L235 88L234 89L235 91H233V92H232V90H233ZM183 87H185V89ZM191 87H193L194 90ZM210 87L212 89V92L210 91ZM70 88H71L72 92L69 90ZM155 88H157V89H155ZM190 88L193 90V93H194V91L196 93H194V94L190 93V92H192V90ZM206 88H208V89L206 90ZM228 88L232 89V90L229 91ZM244 88H247L248 93L240 92V89H244ZM61 89L63 91H61ZM67 89H68V91H65ZM168 89H170V88H168ZM176 89H178V90H176ZM181 89H184V91H181ZM217 89H222V90H220L221 91L220 92ZM185 90L187 91V93ZM261 90H263V91L261 92ZM19 91H20V93H22V91H24L25 94H27V99L25 98L24 93L20 94V95L18 93V97L20 96L18 98L16 94ZM37 91H40V92H37ZM207 91L210 93H208ZM215 91L219 92V93H217L218 99H216V97H215L216 100H214L215 102H213L212 101L214 99L213 96L216 95ZM62 92L71 93V95L69 93H67V94L70 96L73 95L71 97L72 99H70V97L67 96L66 93H64V94H66V96L64 95L65 98L69 97L68 98L69 100L66 99V101H65ZM44 93H45V95L47 94V96H46L47 99L44 98L45 97ZM212 93H214L215 95H213ZM38 94H40V95H38ZM190 94H192V95H190ZM203 94H204V98H202ZM220 94H222V95H220ZM211 95H213L212 96L213 98L211 97ZM74 96H75V98H73ZM77 96L79 99L76 98ZM40 97H41V99H40ZM198 97H200V98H198ZM205 97H207V98H205ZM209 97H210V99L212 98V100H209L208 99ZM80 98L82 99V101L80 100ZM96 98H97V100H94ZM73 99H76V100L74 101ZM83 99H84V101H83ZM98 99H99V101H98ZM63 100L65 101V104L62 107L61 104L64 103ZM77 100H78V102L80 101L81 103L79 102L80 103L79 104L77 102ZM85 100H87V101H85ZM220 100H223L224 102L220 101ZM42 101H43L44 105H40V102H42ZM58 101H61V103L59 104ZM70 101H73V102H70ZM100 101H104V102H106V104L104 102H100ZM93 102H94V104H93ZM96 102H98V103L96 104ZM209 102H211V103H209ZM218 102H221V103H218ZM43 103H41V104H43ZM54 103L57 105V107L59 106L60 108H56ZM215 103H217V104H215ZM75 104L77 106H75ZM107 104H109V105L107 106ZM214 104H215V106H214ZM105 105H106V108L110 107V110L113 112L116 109L119 110L118 107L124 108L125 110L124 109H120V110L127 112L128 115L126 116L127 113H123V111L120 112V110H119V112H118L116 110L119 114L122 113L121 117L120 116L117 117V115H119V114H117L116 111L114 113L111 112L110 110H108L109 108L106 109L104 107ZM198 105H200V106H198ZM216 105H218L219 108ZM114 106L116 107V109L114 108ZM121 106H123V107H121ZM195 106H198L197 108L204 106V108H202V107L201 108H202V110L205 109L204 110L205 112L204 111H202V113L198 112L197 108H195ZM43 107L41 109H43ZM113 108L115 110H113ZM73 109L75 111H73ZM218 110L220 113L219 115H223L224 113H227L226 115L232 116V117H234L233 113L236 112L235 114L237 116L235 115V117L237 119H235V117L233 119L239 120V118L240 119L242 118L240 121H242V122L244 121L243 123L245 125H247L248 130L254 135L256 140L258 138L261 139V140L258 139L257 141L261 142V143L258 142V145H259V147L262 145L261 146L262 148L260 149L257 147L255 149H246V148L242 149L238 145L236 148V145L233 146L230 143L227 144L226 142H228V140H226L225 137H222V136L219 137L218 135L217 136L213 135V132H211L212 135L210 132H208L209 134H207V135L208 136L210 135L211 137L210 136L207 137V135L205 133L207 131L202 132V131H204V129H203L205 127L204 124H208V125L212 124L213 125L217 121L215 119L216 117L214 115L216 114V112H218ZM221 110H223V111L220 112ZM8 112L9 113L11 112V113L8 114ZM110 112L113 114H111ZM231 112H233L232 113L233 115L230 114ZM244 112H246V113H244ZM162 113L166 114L167 118H165V115L163 118ZM72 114H74V113H72ZM123 114H125V115L123 116ZM148 114H152V116H150ZM201 114H204V115H201ZM9 115H12L15 119L12 116H10V117L13 118L14 120L9 118ZM146 115L151 117L152 120L154 121V123L156 124L155 125L152 123L151 127L148 126V128H150V130H148V131L150 132L151 128L153 131V132L151 131V135H149V136H152V133H159L160 131L164 130L163 128L157 129V131H156V129H154L155 127L156 128L160 127V125H158V127H157V122H159L158 120H160V118H159L160 116H161V119L163 118L167 121H163L162 124L160 122L159 123L161 125H164L165 126L164 128L169 127L167 129L168 130L171 129L172 134H174L176 132V135L174 134L175 137L172 134H169V132L171 130L170 131L167 130L168 132L165 131L166 129L164 130L165 133L166 132L168 133V134L166 133L167 135L165 133L161 134L164 131L159 133V134H161V136L162 135L166 136V137H164V136L162 137L164 139L163 143H165L166 145L165 144H163L164 146L159 145L160 146L159 147L157 144H153L154 147L158 146V149L159 148L162 149L160 151L157 148H153V146H151L152 148L150 146H147V145L152 144L150 139H152L153 136L149 137L150 138L149 140L145 138V137H148L146 135L149 134V133L148 134L144 133V132L147 133V129H148V128L145 129V127H146L145 125H150V123L153 121L150 120L151 118L146 117ZM153 115H155L159 119L154 118L155 116L153 117ZM167 115L170 116L169 118H171V116H173L172 117L173 119L172 118L168 119ZM217 115H218V113H217ZM114 116L112 118H114ZM128 116H130V119L127 118ZM184 116H187V118L189 117L188 119H190L189 120L190 125H192V123H193V125L198 126L199 129L196 126L195 127L192 126L193 128H195V130L192 129L193 130L192 131L191 130L192 127L190 126L191 128L189 127V128H187L188 129L187 130L186 129L187 126H185V124H183V122H180V120H179V118L181 119V117L183 120ZM213 116H214V118H213ZM124 117H126L127 119ZM174 117H175V119H174ZM257 117H260V118H257ZM131 118H132V120H131ZM261 118H263V120ZM136 119H138V121L140 119H142L143 121L144 120L146 121V119H147V121L150 120V122L146 121V123H148V124H145L142 120H140L141 121V125H140V123H139L140 121L138 122ZM135 120L138 122V124ZM177 120H179L180 123L177 122ZM258 120H260V121H258ZM97 121L98 122L100 121L99 124ZM164 122H166L167 125H165ZM260 123L263 125H261ZM11 124H12V126L8 127ZM215 124H217V123H215ZM215 124L213 126H215ZM40 125H41V127H40ZM142 125H143V127H142ZM182 125H183V127L180 128V126H182ZM203 125H204V127H202V128L199 127V126H203ZM259 125H260V127H257ZM43 126H46V127H44L45 129H43ZM140 126L144 129V131ZM218 126H219V124L216 127H218ZM184 127L188 132L185 131ZM16 128H20V129H16ZM65 128H67V131H65L66 130ZM259 128H261V129H259ZM18 130L21 132H19ZM39 130H40V132H39ZM154 130L156 132H154ZM158 130H159V132H158ZM200 130H202V131H200ZM35 131H37V132L35 133ZM189 131H190V133H189ZM195 131H199V132H198V134L195 133L196 138H195V136H194V138H192V135H194V133H192V132H195ZM30 132L33 134H31ZM107 132L111 133L110 134L111 136L108 135L109 136L108 137ZM184 132L187 134L189 133L188 136L192 133V135H191L192 140H191V138H189L190 136L188 137L187 134H185ZM201 132L204 133V135H202ZM28 133H30V134H28ZM44 133H46L47 135L46 134L43 135ZM59 133H61V134H59ZM200 134L202 136H200ZM259 134L260 135L262 134V136L258 137ZM53 135H54V137H53ZM168 135H171L172 137H170V138L174 139V140H171V139L169 140ZM180 135H182L183 137ZM92 136H94V137L96 136V139L101 138V140H102L101 142L104 143V145H102V143L99 141L100 139L94 140L93 139L94 137H92ZM178 136L181 138V140H182V138H185V136H186L185 139H187V141H190L189 143L197 140L195 142L196 144L194 143L195 145H193V144L191 145L184 139H183L184 141L182 140L180 143L179 142L180 138H178ZM217 137H219V138H217ZM57 138H60V136ZM74 138H72V139H74ZM165 138H168V140H166ZM175 138H177L178 140ZM221 138H223V139H221ZM90 139L93 140V141L91 140L92 143L96 142L97 144L98 143L99 144L98 145L92 144L90 142ZM137 140L139 143L137 142ZM225 140H226V142H225ZM149 141L151 142V144H149L150 143ZM145 142H146V144H145ZM170 142H173L174 144L172 143V145H171ZM175 142L179 143L180 145L177 144V146H176ZM87 143L89 144V146ZM197 143H198V145H197ZM224 143H226V145L232 146V148L229 146V149H231V151H229L228 146H226ZM85 144H83V145H85ZM181 144H182V146H181ZM101 145H102L103 149L105 146H106L105 149L110 147V145H111V148H109L107 150H102V148H99V147H101ZM122 145H123V147H121ZM95 146H96V148H95ZM161 146H163V148H161ZM165 146H168V147L170 146L171 148L176 146L175 148H177V149L173 148L174 152L172 153L173 150L169 147V149H171V151L170 150L168 151L167 150L168 147H165ZM178 146L180 148L182 147V149H180ZM195 146H196V148L197 147H200V148L195 149ZM225 146L227 149L225 148ZM234 147L236 148V150L239 149L238 152H235L236 150L233 149ZM238 147H240L241 149ZM120 148H122V149H120ZM123 148H125V149H123ZM117 149H119V150L117 151ZM163 149H164V151H163ZM183 149L185 151L184 154H183V152L179 151V150L183 151ZM208 149L210 150V152ZM232 149L235 151L233 152ZM137 150H138V152H137ZM211 150H213L212 153H214L216 151L221 152V155L223 154L222 152L224 150L225 151H224V154L222 156L219 153H218L219 155L217 154L214 156V154H216V153L212 154ZM259 150L262 153L259 152ZM193 151H191V152H193ZM226 151L229 153H225ZM159 152H162V153H159ZM231 152H233V153L230 156ZM209 153H211V154H209ZM241 153L242 154L245 153L243 155L246 157H244L243 155L240 156ZM151 154H153V155H151ZM155 154H156V156H155ZM227 154H229V155H227ZM252 154L254 155L255 158L253 157ZM228 156H230V158ZM250 157H253V159ZM238 160H240V159H238ZM256 161L264 162L263 158H261V157L259 159H257ZM179 174L180 175L174 174L177 176H175V177L173 176V178H175V180L177 178L176 181H178L179 183L183 182V184H185V183L189 184L190 183V180H189L191 177L190 175H189L190 177H188V175H186V174H183L186 176H183L182 173H179ZM184 177H186L185 178L186 181H184ZM211 183H210V185L212 186L213 183H215V182L211 181ZM217 185H218V183H217ZM214 186L215 185H213L212 188L216 189L218 193L220 192L219 193L220 198H219V194H217V192L215 190V192L217 194L216 195L217 201L219 200L218 202H221V204H222V202H224V203L230 205L233 202V205H235V203H236V205L239 206V204L241 203L240 205H242L241 206L242 208L245 207V209H247L248 206H251V208L248 207L251 210L256 211L257 208L258 209L262 208L261 209L262 211L260 212V210H259V212L260 213L264 212V210H263L264 209V200L263 199H261V200L257 199L256 200V197L253 196L251 193H248V195L245 194V196H243L244 194L243 195L240 194L241 195V198H240L239 194H237V193L236 194L233 193V196L235 195V197H232V195H231L232 193L230 194L231 195L230 196L229 194L224 192L225 193V196H224L223 192H221L222 190L220 191V189H218L219 185L217 187H214ZM254 186L255 185H251L252 188H254ZM252 188H251V190H252ZM236 195H237V198H236ZM223 197H226V198H223ZM234 201H235V203H234ZM250 203L251 204L255 203V204H252L254 207L252 205H250ZM226 204H224V205H226ZM81 214L85 218L86 214L80 213L79 216ZM82 215H81V217H82ZM83 219H81V221L86 222V220L88 221L89 218L87 217L86 220H83ZM237 229L238 228H236V231H237ZM240 229L241 228L238 229V232H237L238 234L239 233L242 234V232H243ZM104 230L105 229H103V231ZM97 231L98 232L100 231V233H98ZM97 231L95 230L94 234L93 233L89 234L90 236L87 235L88 238L85 237L84 240L87 242L86 239H88V241L91 243L92 247L97 246L99 250L103 251V253L106 252L107 254L102 255V253L101 254L99 253V255L102 258V259H100V262L98 260L100 258V256H98V254H97L96 256H94V258L95 257L96 258L93 259V261L91 260V258L89 259L90 261H92V263L87 259L88 260L87 264H90V263L94 264L95 262L97 264H100L102 262H104L103 264H138L140 262V261H137L136 259H132V261H131L128 258L122 257L120 254H119V258L116 257V256H118L116 254L118 253V251H120L119 248L121 247V245L119 244L121 242V240H118L119 237L121 239V236L119 234L116 233L117 237L113 236V235H115L114 233L112 235L110 233V235L108 236V232L105 231L107 233H105V232L104 233L107 236L105 235L104 239H103V235H102V237L100 236L101 234H103L102 229H97ZM32 236H33L32 234H29V233L26 234L25 233V235L23 234V236L20 237L21 238L20 240L17 239L19 237H16V241L19 240V242H16L15 239L14 240L12 239L13 244L15 242L14 245L11 244L13 247L11 245H10L11 247L10 246L4 247V248H3V246H2V248L0 247V264H79V263L86 264V263H84L86 261L83 262V260L72 261L73 263L70 260H68L71 262L70 263L67 261V259L64 260L65 258L61 259L62 257L55 256V258H56L55 259L53 255H48V254L43 255V256L38 255L39 257L36 256V258L33 259V257H32V259H31L32 255L29 257L30 252H26L27 250H25L24 248L27 249L28 247H30L29 246L30 244L32 246V244L34 243L33 241H35V240L32 241ZM117 242H119V243H117ZM19 243L21 246H18ZM106 244H107V246H104ZM118 245L120 247L116 248V247H118ZM99 247L100 248L102 247V248L100 249ZM105 247L110 248L111 251L109 249H106ZM116 249L117 250L119 249V250L116 251ZM107 250L109 252H107ZM111 252H112V255H111ZM113 255L114 256L116 255V256L114 257ZM44 256H46L47 258ZM48 256H50V257L53 256V258L52 257L50 258ZM125 259L126 260L128 259L130 262H128V260L126 262Z\"/></svg>",
    "mask_w": 264,
    "mask_h": 264
}]
</instances>
